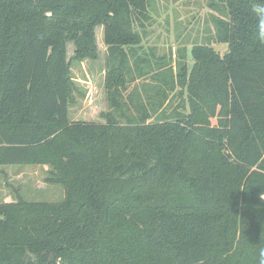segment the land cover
Segmentation results:
<instances>
[{
	"label": "trees",
	"instance_id": "obj_1",
	"mask_svg": "<svg viewBox=\"0 0 264 264\" xmlns=\"http://www.w3.org/2000/svg\"><path fill=\"white\" fill-rule=\"evenodd\" d=\"M149 6L0 0V164L65 191L0 201V264H264V0H210L176 67L143 46ZM97 26L106 121L71 120L68 45L98 58Z\"/></svg>",
	"mask_w": 264,
	"mask_h": 264
},
{
	"label": "rangeland",
	"instance_id": "obj_2",
	"mask_svg": "<svg viewBox=\"0 0 264 264\" xmlns=\"http://www.w3.org/2000/svg\"><path fill=\"white\" fill-rule=\"evenodd\" d=\"M210 0H150V20L144 28L143 46L154 48L155 54H168L171 49L173 64L179 62V47L193 42H207L216 35L213 16L217 14L209 6ZM98 58L77 59L75 45L69 43V65L72 81L76 85L70 105L71 120L105 122L108 110L106 91V49L103 27H96ZM224 50V46L216 43ZM188 63L193 60L188 55ZM138 83V82H137ZM49 165L0 164V201H14L17 193L30 201H61L64 186L47 180Z\"/></svg>",
	"mask_w": 264,
	"mask_h": 264
},
{
	"label": "clouds",
	"instance_id": "obj_3",
	"mask_svg": "<svg viewBox=\"0 0 264 264\" xmlns=\"http://www.w3.org/2000/svg\"><path fill=\"white\" fill-rule=\"evenodd\" d=\"M260 200L264 201V192H261L260 194ZM262 236H264V232H262Z\"/></svg>",
	"mask_w": 264,
	"mask_h": 264
}]
</instances>
